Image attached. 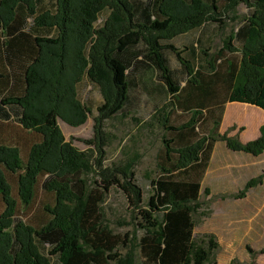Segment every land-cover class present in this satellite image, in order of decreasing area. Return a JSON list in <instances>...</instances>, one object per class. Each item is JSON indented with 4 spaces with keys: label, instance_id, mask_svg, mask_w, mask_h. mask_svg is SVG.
Listing matches in <instances>:
<instances>
[{
    "label": "trees",
    "instance_id": "16d2710c",
    "mask_svg": "<svg viewBox=\"0 0 264 264\" xmlns=\"http://www.w3.org/2000/svg\"><path fill=\"white\" fill-rule=\"evenodd\" d=\"M239 5L247 9L241 24L212 52V34ZM84 79L102 97L92 142L100 184L92 188L88 157L59 123H87L92 110L78 93ZM134 92L164 95L154 106L162 148L146 205L133 170L104 164L106 122L130 113ZM228 103L264 111V0H0V264H123L120 250L131 247L139 264H209L215 237L206 236V249L194 230L202 193L211 195L202 182L215 145L264 153V124L246 143L243 126L230 128L235 135L221 132ZM175 112L185 120L175 122ZM9 125L39 136L26 158L5 139ZM263 183L264 168L230 197L244 199ZM39 186L54 199L34 225L25 215ZM112 188L138 211V237L105 224L102 205Z\"/></svg>",
    "mask_w": 264,
    "mask_h": 264
},
{
    "label": "rangeland",
    "instance_id": "374dc122",
    "mask_svg": "<svg viewBox=\"0 0 264 264\" xmlns=\"http://www.w3.org/2000/svg\"><path fill=\"white\" fill-rule=\"evenodd\" d=\"M247 9L244 5H239L238 8L230 13V20L226 19V26L217 33L211 32L212 52L218 51L222 46L227 36L236 29L242 22ZM107 13H103L99 23L104 20ZM193 35L184 37L186 43ZM182 41L176 40L180 45ZM176 65V64H174ZM80 99L92 110L87 123L79 128L69 127L67 124L59 121L62 131L67 141H70L79 150L84 152L89 159L88 170L85 173V179L90 188L96 186V182L100 184L97 173L94 167V158L97 156L94 141V117L97 115L96 108L102 103V97L99 90L93 87L87 79L81 83L79 87ZM135 100L132 107L129 108L130 113L127 115H118L106 122V131L109 135V144L106 147L105 167L126 166L129 170L135 172L136 183L143 189L146 205L150 195V182L156 171V157L159 150L162 148L163 130L157 124L154 118V106H161L164 103V95L162 92H134ZM231 106V119H240L246 127V132L241 135V141L246 143L255 138L256 127L255 122L264 117V111L254 109H238L234 104ZM258 110V111H257ZM260 112L263 116L256 115ZM172 119L181 123L185 120V116L181 112H175ZM229 123L223 126V133L227 132L233 135L230 130ZM242 127V126H241ZM4 137L8 141L20 146L22 155L26 158L29 147L40 140L39 136L33 133H28L21 130L16 125H9L4 129ZM225 144L220 143L219 151L216 155L214 164L218 161L224 164H235L236 155L225 154L223 149ZM253 164L252 177L260 174L264 168V155L258 158L251 157ZM14 195L16 196V186L12 181ZM217 187V186H216ZM207 187H204L202 192ZM219 190V188L217 187ZM220 191V190H219ZM211 192V191H210ZM217 193V192H216ZM222 196H226L223 198ZM231 194H213L206 197L203 193L200 199L201 208L195 216L197 226L194 230L195 240L204 248L208 249V238L206 236L213 235L215 242L218 244L217 249L211 252L209 264H264V254L259 251L264 247V229L261 232L245 233L243 225L251 220V223L258 227L264 226V189L256 188L250 193L248 200L245 202L234 201L230 197ZM230 198L226 201L221 199ZM54 197L44 192L40 186L37 189V195L34 206L27 211L25 216L32 224L40 223L46 220V214L43 208L47 204L53 202ZM208 199H211L208 201ZM3 206L0 204V212ZM22 210V206H20ZM105 224L115 233L126 234L138 237L139 231L136 232L138 224V211H135L128 203L124 193L112 188L102 205ZM201 212L207 213L208 216L201 215ZM246 215V218L243 216ZM241 219H244V223ZM231 225L235 223V231L231 234L223 233L221 225ZM241 223V224H238ZM254 228V227H253ZM134 243V241H133ZM250 248L252 251H249ZM122 254L123 264H139L138 251L135 247L130 249L120 250ZM52 264H59L53 261Z\"/></svg>",
    "mask_w": 264,
    "mask_h": 264
},
{
    "label": "crops",
    "instance_id": "0c3cea01",
    "mask_svg": "<svg viewBox=\"0 0 264 264\" xmlns=\"http://www.w3.org/2000/svg\"><path fill=\"white\" fill-rule=\"evenodd\" d=\"M230 104H234V106H236L238 109H246V108H250V109H254L251 107H255L252 105H248V104H242V103H228L226 105V109H225V113H224V117H223V122L221 125V132L223 133V126L226 123H229V127L231 128L234 125H237L238 127H245L244 124L242 123V120L240 119H231V112L230 111ZM257 108V107H256ZM260 109V108H258ZM261 110V109H260ZM258 111V110H257ZM263 111V110H262ZM259 116H263L260 112H256V115ZM264 124V117L260 118L257 122H255L254 127H256V134H255V138H258L260 135V126ZM246 127L245 130L239 133L240 139H241V135L244 134L246 132ZM238 130L233 131V135L237 134ZM253 139V140H254ZM220 142H217L212 154V158H211V162L210 165L208 167V170L206 172V175L203 179L202 182V190L204 189V187H207L210 191H211V195L213 194H235L237 192H239L244 186L245 184L251 179L253 178L251 173L254 170L253 169V164L251 161V157L253 158H258V157H254L248 153L245 152H234L231 151L227 148L226 144L225 147L227 148V150L224 148L223 151L225 154H230L236 155V159H235V164H231V163H227L224 164L223 162L218 161L217 163L214 164L216 155L219 151L220 148ZM264 153L262 155H260L259 157L263 156ZM259 175V174H258ZM256 175V176H258ZM255 176V177H256ZM219 188V190L217 189V187ZM256 188H260V189H264V183ZM256 188H253L250 190V192L248 193V196L244 199L241 200H236L234 199V201L236 202H240L243 201L245 202L246 200H248L250 193L255 190ZM217 192V193H216ZM230 198H226V199H221V201H226L229 200ZM244 218H246V215L243 216ZM244 223V219H241ZM241 224V223H238ZM235 223H231V225H229L228 223L226 225L223 226V224L220 226H218V228H222V232L223 233H227V234H231L232 231H235ZM254 227V228H253ZM259 231V233L261 232V229H264V226H260L258 227L256 224H252L251 220H248V223L246 225H243V232H247L250 233L252 232H256L257 230Z\"/></svg>",
    "mask_w": 264,
    "mask_h": 264
}]
</instances>
